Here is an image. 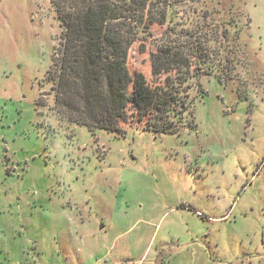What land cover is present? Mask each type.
Wrapping results in <instances>:
<instances>
[{
  "label": "rangeland",
  "instance_id": "374dc122",
  "mask_svg": "<svg viewBox=\"0 0 264 264\" xmlns=\"http://www.w3.org/2000/svg\"><path fill=\"white\" fill-rule=\"evenodd\" d=\"M156 1L194 51L173 132L62 114L78 0H0V264H264V0ZM164 28L128 54L150 85Z\"/></svg>",
  "mask_w": 264,
  "mask_h": 264
},
{
  "label": "trees",
  "instance_id": "16d2710c",
  "mask_svg": "<svg viewBox=\"0 0 264 264\" xmlns=\"http://www.w3.org/2000/svg\"><path fill=\"white\" fill-rule=\"evenodd\" d=\"M78 2L77 8L61 17L58 86L66 91L57 104L60 112L68 107L72 121L90 130L114 132L132 105L139 119L146 118L145 128L175 131L169 117L178 107L186 109L182 96L185 98L188 80L195 73L191 68L193 47L172 37L176 34L172 9L156 0ZM152 25L165 27L166 37L152 43L150 85L143 73L129 71L127 59L136 43L154 39Z\"/></svg>",
  "mask_w": 264,
  "mask_h": 264
},
{
  "label": "built area",
  "instance_id": "2783aa9c",
  "mask_svg": "<svg viewBox=\"0 0 264 264\" xmlns=\"http://www.w3.org/2000/svg\"><path fill=\"white\" fill-rule=\"evenodd\" d=\"M98 264H101V263H98Z\"/></svg>",
  "mask_w": 264,
  "mask_h": 264
}]
</instances>
